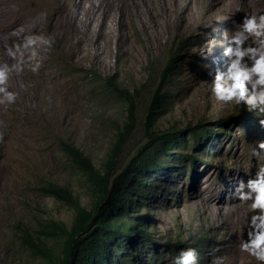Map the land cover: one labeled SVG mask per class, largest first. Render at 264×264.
<instances>
[{"label": "rangeland", "instance_id": "rangeland-1", "mask_svg": "<svg viewBox=\"0 0 264 264\" xmlns=\"http://www.w3.org/2000/svg\"><path fill=\"white\" fill-rule=\"evenodd\" d=\"M42 1L43 7L29 0H0L13 7L2 28L8 34L0 37L5 50L22 43L16 41L13 29L30 20L35 30L31 36L54 41L50 48L39 47L37 71H32L37 62L33 61L11 78L9 91L18 92L17 101L0 105L4 137L0 142V264H43L19 247L15 226L32 228L53 220L70 227L73 211L42 196L39 186L55 182L82 207H91L87 185L64 158L59 143H71L102 168L114 141V124L123 125L127 114L124 103L91 91L83 80L86 74L115 75L119 86L134 97L135 129L121 149L115 178L154 147L145 134V115L170 53L178 59L161 88L167 100L152 130L155 135L183 132L187 143L175 151L192 155L196 162L191 166L181 157H171L168 166L164 158L160 162L167 169L148 176L154 177L148 198L131 217L142 222L154 245H141L133 264H149L148 259L159 254L154 264H172L175 249L163 252L161 248L167 240L177 244L179 252L200 237L208 239L203 264H211L214 255L226 257L225 264H257L239 251L240 230L245 227L242 214L249 210L236 206L234 189L237 179L254 177L256 168L249 174V160L259 164L251 157V148L264 141L259 125L264 116L244 105L217 103L202 81L210 85L214 69H223L222 53L233 22L238 24L257 10L264 12V0ZM48 10L54 14L53 26ZM4 62L15 63L0 55V63ZM202 125L212 133L206 150V144L194 148L188 137ZM157 194L160 197L152 199ZM117 252L113 250V255Z\"/></svg>", "mask_w": 264, "mask_h": 264}, {"label": "trees", "instance_id": "trees-1", "mask_svg": "<svg viewBox=\"0 0 264 264\" xmlns=\"http://www.w3.org/2000/svg\"><path fill=\"white\" fill-rule=\"evenodd\" d=\"M177 59L176 53L169 54L167 64L160 73L159 85L146 110L145 134L149 140L154 141V147L152 146L138 161L133 159L115 178V165L121 149L135 129L134 97L128 90L119 86L115 75L102 77L95 72L86 74L83 80L97 96L125 104L126 120L123 125L114 124V141L102 168H96L91 160L71 143L61 141L59 146L57 145L64 158L87 185L93 201L91 207L86 209L67 188L55 182H46L39 186L38 192L42 196L69 207L73 211V219L69 228L53 220L39 222L32 228L22 224L15 226L19 247L28 253L30 258L43 264H119L121 259L127 256L126 262L133 264V252L138 250V246L146 242L153 244L142 222L131 217L138 205L148 198V189L151 186L149 182L154 179L148 176L154 170L167 169L160 163L164 158H168V161H164L168 166L171 165V157H181L188 165H192L195 160L192 155L175 151V147H184L187 143L183 141V132L172 131L155 135L152 130L153 122L167 100V95L160 93L161 88L164 81L170 78ZM207 132L202 125L190 131L188 137L193 145L199 146V143L206 139ZM160 195H152V199L155 200ZM204 244L205 240L198 239L190 247L201 248ZM114 249H118L115 260ZM153 259L154 256L148 259V263H152Z\"/></svg>", "mask_w": 264, "mask_h": 264}, {"label": "clouds", "instance_id": "clouds-1", "mask_svg": "<svg viewBox=\"0 0 264 264\" xmlns=\"http://www.w3.org/2000/svg\"><path fill=\"white\" fill-rule=\"evenodd\" d=\"M233 23L234 29L222 53L225 58L223 69H214L210 85L207 81H202V83L210 87L212 96L217 103L244 105L264 116V12L257 10L252 14L244 15L240 23L237 24L235 21ZM53 42V39L47 36H26L22 43L7 48L6 55L15 63L11 65L7 62L0 63V105H12L17 101L18 92L9 91L11 78L14 74H20L26 63L31 64L33 61L37 62L32 66V71H37L40 66L39 47L43 45L50 48ZM252 115L254 116V114ZM232 120L229 121L232 122ZM236 123V121L233 122V125ZM259 125L264 129V119H259ZM208 134L212 133L208 130L206 139L199 143V146L203 145L204 147L206 144L205 150L211 146L207 141ZM3 138V134L0 133V142L3 141ZM193 146L194 148L199 147ZM212 154L213 152L210 150V155L212 156ZM251 157L259 161L258 165H253L252 160H249V174L253 167L256 168L254 177H250L246 181L237 179L234 189V195L239 201L236 206L242 205L249 210V213L242 214L245 227L240 230L238 247L241 253L253 258L257 264H264V141L257 142L251 148ZM199 160L204 166L208 165L206 160ZM195 162H192L191 166ZM167 239H169L168 236ZM198 239L205 240V244L201 248L186 246L178 252L179 246L170 244V240H167L165 246L162 245L161 248L165 249L163 252H172V248L175 249L173 253L176 256L172 264H203L207 256L202 254L205 252L204 247L208 243V239L206 237ZM140 248L141 246H138V250L133 253H138ZM215 251L218 249L213 250V252ZM116 254H114V260ZM159 255L149 264H154ZM126 258H122L119 264L125 263ZM225 260L224 256L214 255L211 264H225Z\"/></svg>", "mask_w": 264, "mask_h": 264}, {"label": "bare ground", "instance_id": "bare-ground-1", "mask_svg": "<svg viewBox=\"0 0 264 264\" xmlns=\"http://www.w3.org/2000/svg\"><path fill=\"white\" fill-rule=\"evenodd\" d=\"M30 3H39L41 7L45 6V2L42 0H29ZM46 3H50L47 1ZM13 10V7L10 3H0V37L3 35L8 34V31L3 30L5 26V22L7 17L11 14ZM49 12L50 20H51V26L54 25V14L53 12ZM33 22L34 20L23 22L20 26L17 28H14L13 30H16V33L14 36L16 37V41L23 42V39L26 35L31 36L35 33V30L33 28ZM0 55L2 57L6 56V50L4 47L0 46Z\"/></svg>", "mask_w": 264, "mask_h": 264}]
</instances>
